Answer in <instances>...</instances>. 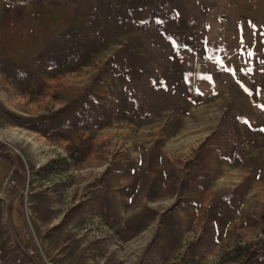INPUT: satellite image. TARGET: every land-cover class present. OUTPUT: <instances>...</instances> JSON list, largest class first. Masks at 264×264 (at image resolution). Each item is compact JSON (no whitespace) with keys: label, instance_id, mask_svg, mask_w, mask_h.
<instances>
[{"label":"rangeland","instance_id":"rangeland-1","mask_svg":"<svg viewBox=\"0 0 264 264\" xmlns=\"http://www.w3.org/2000/svg\"><path fill=\"white\" fill-rule=\"evenodd\" d=\"M0 264H264V0H0Z\"/></svg>","mask_w":264,"mask_h":264},{"label":"water","instance_id":"water-1","mask_svg":"<svg viewBox=\"0 0 264 264\" xmlns=\"http://www.w3.org/2000/svg\"><path fill=\"white\" fill-rule=\"evenodd\" d=\"M15 159V157H13V160ZM18 194V192H16L14 195H12L8 201V203L6 204V210L8 212V208H9V204L10 202L15 198V196Z\"/></svg>","mask_w":264,"mask_h":264},{"label":"snow or ice","instance_id":"snow-or-ice-1","mask_svg":"<svg viewBox=\"0 0 264 264\" xmlns=\"http://www.w3.org/2000/svg\"><path fill=\"white\" fill-rule=\"evenodd\" d=\"M227 70V69H226Z\"/></svg>","mask_w":264,"mask_h":264}]
</instances>
